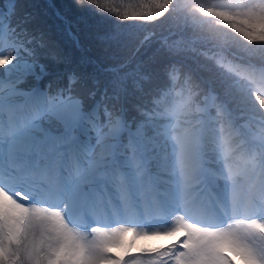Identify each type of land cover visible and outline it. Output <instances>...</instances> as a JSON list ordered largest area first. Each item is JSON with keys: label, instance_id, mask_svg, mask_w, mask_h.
Segmentation results:
<instances>
[{"label": "snow or ice", "instance_id": "6c2138e0", "mask_svg": "<svg viewBox=\"0 0 264 264\" xmlns=\"http://www.w3.org/2000/svg\"><path fill=\"white\" fill-rule=\"evenodd\" d=\"M86 2L118 21L183 20L215 50L220 73L194 79L186 47L165 42L166 59L133 78L153 105H138L147 119L133 128L123 106L104 103L127 97V76L87 107L98 65L54 93L51 83L21 87L49 74L38 52L47 44L5 23L10 0L0 11V264H264V0ZM204 86L212 102L193 119ZM234 110L259 114L260 133L237 142ZM151 239L172 243L137 245Z\"/></svg>", "mask_w": 264, "mask_h": 264}, {"label": "trees", "instance_id": "16d2710c", "mask_svg": "<svg viewBox=\"0 0 264 264\" xmlns=\"http://www.w3.org/2000/svg\"><path fill=\"white\" fill-rule=\"evenodd\" d=\"M7 1L10 3V0H0V9L3 12L8 7ZM116 2L119 3V0ZM202 2L213 3L215 0H202ZM9 19L13 25L26 26L29 37L34 38V44L41 39L47 44L45 48H38L39 59L47 64L49 73L39 81L43 88L46 84L51 83L50 91L55 92L58 88L66 85V77L69 73L85 70L91 72L98 65L103 71L98 73L99 84L95 89L97 94L94 98L86 99L87 107H91L95 101L100 100L101 93L109 81L127 76L125 81L128 85L127 97L119 102L106 100L104 103L108 105L109 109L114 103L117 109L123 106L126 110L122 113L125 120L132 121L135 118L133 128L136 123L147 119L140 114L138 105H144V109L148 111L153 108V105L148 102L151 97L144 96L134 90L132 87L133 78L139 72L156 68L166 59L160 54V47L165 42L186 47L185 63L192 70L194 79L202 78L207 81L220 73L214 60L209 58L214 55L215 50L211 45L197 38L198 30L191 29L180 19L165 18L139 28L131 26L136 25L138 23L136 21L135 23L121 22L118 30H133L135 33L127 34L117 40H112L116 28L110 26L114 22L111 16L94 10L86 0H15L14 15L6 18L5 22L8 23ZM26 19L30 22L25 25L23 22ZM69 32L79 39L83 44L82 48L77 47ZM68 39L70 42H67ZM50 52L57 53L59 59H51ZM88 87H93L91 82ZM173 88L174 92H181L183 80L177 81ZM207 91L206 86L202 87L200 95L195 98L192 105L193 117L196 114L195 103L204 102L203 96L207 94ZM217 92H220L219 88H217ZM81 94L86 95L84 90H81ZM111 94L109 88L108 95L111 96ZM233 112L240 114L239 111L234 110ZM255 117L260 116L255 114ZM242 118L250 121L248 122L253 131L261 130L260 123L252 118L251 113ZM157 122L163 123V121ZM101 123H104L103 115H101ZM151 134L149 130V135ZM124 137H127V134Z\"/></svg>", "mask_w": 264, "mask_h": 264}, {"label": "rangeland", "instance_id": "374dc122", "mask_svg": "<svg viewBox=\"0 0 264 264\" xmlns=\"http://www.w3.org/2000/svg\"><path fill=\"white\" fill-rule=\"evenodd\" d=\"M111 19H113V25H110V26H113L112 28H116V32H114L115 33V36H114V38H112V40H117V39H121V38H123L124 36H126L127 34H130V33H135L133 30H131V31H127V30H123V29H120V30H118L119 29V27H120V25H121V22H125V21H118V20H116L115 19V17H112L111 16ZM130 23H135V21H129ZM9 23V22H8ZM8 23H6V24H8ZM136 25H139V26H136V28H139V27H141L142 25H140V23L138 22V23H136ZM64 33H67V32H65L64 31ZM69 34L72 36H70L69 35V37H71V39H73V42H75L76 43V45H77V47H79V48H82V45L83 44H81L80 43V41H79V39L78 38H76V36L72 33V32H69ZM113 37V36H112ZM111 38V37H110ZM67 42H70V39H68L67 40ZM85 53H88V52H85ZM4 71V69L3 68H0V73H2ZM37 82L38 81H36V80H34V79H32V78H29L28 79V81H27V83H25V84H22L21 85V87L22 88H30L31 86H33V85H36L37 84ZM40 88H42V87H40ZM7 92H8V83H7V80L5 81V85H4V95L5 96H7ZM14 100H15V102L17 103V104H19V105H23L24 104V101H25V97L24 96H19V97H14L13 98ZM96 102V101H95ZM212 101H208V102H206V104H209V103H211ZM195 104H197V103H195ZM205 103L204 104H201V103H198V105H200V107H204L205 105H206ZM195 108H196V106H195ZM199 115H203V114H201V113H196V114H194V117H192L193 119H195L197 116H199ZM206 118V117H205ZM248 119H240V120H235V124H236V126L239 128V132H240V134L239 135H237L236 136V141L237 142H239V140H241V138H240V135H241V133L243 132V138L242 139H246V138H250L252 135H258L259 133H260V131L261 130H257V131H253L252 129H251V127L249 126V124H248ZM250 122V121H249ZM247 130V131H246ZM126 134H127V132H126ZM95 134L93 133V136H94ZM124 135H125V132L124 133H122V138H124V139H126V137H124ZM250 136V137H249ZM131 239H132V237L130 236V237H128V240L129 241H131ZM169 243H172V241L170 240V239H151V240H139V241H137V245L139 246V247H143V246H146V245H150V246H152V247H159L160 245H167V244H169ZM236 260H237V264H240L239 263V257H237L236 258ZM241 261V260H240Z\"/></svg>", "mask_w": 264, "mask_h": 264}]
</instances>
